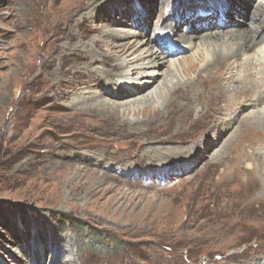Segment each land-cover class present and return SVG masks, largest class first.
Wrapping results in <instances>:
<instances>
[{
	"label": "rangeland",
	"instance_id": "rangeland-1",
	"mask_svg": "<svg viewBox=\"0 0 264 264\" xmlns=\"http://www.w3.org/2000/svg\"><path fill=\"white\" fill-rule=\"evenodd\" d=\"M38 1L0 0V264H247L254 263V259L262 262L264 166L252 154L255 145L250 147V141H256L264 132L252 124L239 127L234 140L221 154L223 157L211 159L225 147L228 135L247 110L242 112L245 116L240 114L230 125L233 128L223 138L214 140L211 147L201 150L191 161L183 153L170 156L167 161V157L163 159L156 153V149L165 147L195 146L219 118L223 96L241 108L245 96L261 85L255 82L253 89L244 90L237 84L236 91L235 86L228 87L226 80H222V85L219 82L214 86L213 92H217L206 109L199 110L198 106L199 113L192 110L184 116L180 112H166V92L150 104L151 111H143V96L139 94L126 97L127 100H114L127 102L114 115L99 109L84 112L75 108L80 103L72 105L82 97L73 92L85 91L84 84H91L95 73L75 77L73 84L65 81L67 87H59H66L62 96L58 95V87L53 90L49 67L43 58L62 39L51 37L47 41L45 36L55 26L60 33L67 21L59 14L58 18L48 14L46 6L39 15L35 8ZM240 1L216 0L224 10ZM183 3L184 0H76L78 9L84 8L74 18L80 13L86 15L84 29L88 35L110 27L115 34L126 35L120 43L130 41L134 34L154 40L160 36L154 31L158 13L180 17ZM53 6H62L65 13L72 1L58 0ZM218 10L216 19L222 23L226 18ZM201 11L209 14L213 10L199 11L204 14ZM231 19L233 23L220 32L233 27L241 31L247 28L246 19ZM165 29L168 38L163 40L168 43L171 39L167 48L175 52L156 71L163 72L174 63L166 69L173 82L194 80L196 73H185L180 64L203 55L208 57L213 47L197 38L189 46L185 41L179 42L178 38L200 31L192 32L184 21ZM260 55H264V46ZM245 56L253 59L259 54L247 50L237 59L241 58L243 63ZM82 60L81 66L90 63ZM203 64L199 62L197 71ZM133 66H141V61ZM226 68L225 65L222 72ZM261 73L263 70L258 71V76ZM156 76L153 86L163 79L161 74ZM92 88L95 86L89 89ZM208 111L211 116L206 114ZM202 123L204 127L199 126Z\"/></svg>",
	"mask_w": 264,
	"mask_h": 264
},
{
	"label": "bare ground",
	"instance_id": "bare-ground-1",
	"mask_svg": "<svg viewBox=\"0 0 264 264\" xmlns=\"http://www.w3.org/2000/svg\"><path fill=\"white\" fill-rule=\"evenodd\" d=\"M56 1L58 0H50L49 3H46L43 0H39L37 2V7H35L39 15L42 14L44 11L42 7L46 6L48 7V14L52 13V15L56 16V18H58V14H59L60 18H63L64 20L67 21L66 25L63 27L60 33L57 31V28H55L56 27L55 26L54 28L51 27V29H49L50 32H47L49 34H46L45 36V38H47V41L51 37L55 38L56 40L62 39L60 43H57L55 41L56 43L53 44L54 46L51 49L50 55H48V57L43 58L44 60L43 62L47 63V66L49 67V76L53 80L50 86L54 90V88L56 87L59 88L60 86H66L64 83L65 81L66 82L70 81L68 83L73 84L75 80L77 81V79L74 80L75 77L81 78L84 77L85 74L88 75L91 73H95L94 76L92 77L91 84L86 83L84 84V86L81 85L83 87H86L84 88L86 89L85 91L83 89L81 91L78 89L79 91L75 90V92H73L75 94H79V95L81 94L82 96L79 97L80 99L78 98V101H76L75 104L74 103L72 104L74 106L76 104L78 105L79 103L81 104L76 106L75 108L80 109L84 112L90 109H99L101 111L110 112L114 115L115 113H118L120 111L119 110L120 108H123L125 105H127L126 104L127 102L124 103L116 102L114 100L124 99V98L126 99V97H130V96L134 97L135 95L140 94L141 96H143L142 97L143 101L141 100V102H143L142 105H145L143 111L145 110V108H148L146 110L151 111L152 108L151 107H150L151 109L149 108L150 104L156 98L160 97L163 94V92H166L167 97L165 98V102H164L165 103L164 106H166L167 108L166 112H171V114L174 112H176V114L177 112H180L179 113L180 116H184L188 114L189 111L192 110H194L195 113L196 112L199 113V110L205 108L206 104L211 103L213 93L215 94V92H217L216 90L215 92H213L214 86L222 80L223 81L226 80L228 87L235 86V90L238 89L237 86L239 85H241V88H244V90L249 88L253 89L252 86L256 85L257 83V85L259 84L261 85V88H258L256 92L254 90V92H252L251 94L248 93V95L245 96L246 102L244 101L245 103L244 104L242 103L243 106L241 108L235 107L234 100H229L227 99V97L223 96V103L221 105V109H219L220 110L219 118H217L215 123L212 124V126H210L209 129H207L205 134L199 138V141H196L197 144L195 146L189 148L165 147L163 149H158V150L156 149V153L158 151L157 154H159V156H163L162 157L163 159L164 157L165 158L167 157L165 161H167V159L170 156L175 157V155H179V153H181L182 155L183 153V156L187 154L186 156H188L189 160L191 161L201 154V150H203L204 148L208 149L209 147H211V145L214 144V140L218 141L221 138H223L222 136H224L226 132H228L231 129V127L233 128V126L230 127V125L235 122V120L238 118V116H240V114H242V112H244V110L245 112L247 110L246 112L247 114H245L246 116L242 114L245 117L243 118V120L239 121L240 122L239 125L235 126L233 130L230 132L228 138L225 141V145H224L225 147L222 150L215 152L213 156H211V159H218V157H220L221 154L226 152V150L224 149L226 148L227 145H229V142L232 141L233 137L238 133L239 127L252 124V126L258 129H262L261 131L264 132V61H263L264 55H260V53L263 52V46H264V4L262 3V1L264 0H241L239 5L237 4L234 6L232 5L230 7H227L226 10H224L223 5L222 4L219 5V3L216 2V0H184L185 3H183V6L181 7L182 10L184 11V12L182 11V16L176 17L174 15L175 16V17L173 16L174 18H170L167 17L166 14L162 12L158 13L159 20L154 26L155 27L154 31L158 35H160L159 37H155L154 40H151V39L140 38L138 37L139 36L138 34H134L133 36H131L132 39L130 41L128 42L125 41L122 43L120 42L127 38L126 35H122V36L117 35L113 32V30L110 27L104 29H97L99 33H97L96 35L86 34L85 33L86 31L84 29V22L85 19L87 18L86 15L84 13H80V16L78 18H74V16L79 11H81L84 8V6L82 7L80 6L79 8L80 10H79L78 5L76 4V0H70L72 1V6L66 8L64 11L65 13H62L63 12L62 6L58 7V9L53 6V4ZM213 6L216 7L217 10ZM218 8L221 9L222 13L225 15L226 18V20H224L222 23L218 22L216 19V17L219 14ZM210 9L213 11L209 12V14H205L203 11L201 12H203L204 14L199 13L200 10L209 11ZM232 15L235 17L236 16L241 17L242 19H246L247 28L245 27L241 31V29L238 30L233 27L234 29L231 28L224 32L223 31L220 32V29H222V27H227L228 23H229L228 25L229 27L230 24L233 23L231 19V17H233ZM173 21L175 22L173 23ZM179 21L180 22L184 21L186 22L187 25L189 24V26H191V29L193 30L192 32H194V30H196L195 32H197L198 29L200 30L196 34L192 33L188 36H182L178 38L179 42L185 41L188 43L189 46L192 45L194 39L197 38V40H199L200 43L203 42V44H205V42H207V44L213 47L210 50V54L208 53L210 56L208 55L207 57V55L206 56L203 55L198 60H188L187 62L180 64L185 69V73L187 74L191 72L196 73L195 79L193 78L194 80H190L186 82H181L179 80H176L175 82L172 81L171 73L166 69L170 66H173L174 63H170L169 66H167L163 72H159V70L156 71V68L159 69L161 66H163V63L165 62L166 58L168 59V56L173 55L175 52L167 48V44L168 43L171 44V39H169L170 42L168 43H165L166 41L163 40L165 38H168V33H166L165 31L166 30L165 27L178 24ZM206 48H208V46ZM247 50L256 51L259 54V56L256 58L252 57L253 59H250L251 57L249 56H245V58L243 57L242 59L243 63H241L240 60L241 58L237 59V56L244 55ZM80 59H83L85 61L88 60L90 61V63L86 62L83 63L81 66L79 63ZM138 60L141 61V66H133L134 63ZM201 61L204 62L203 67H201V69L200 70L198 69L199 71H197L198 64ZM225 65L227 68L224 69V72H222L223 67ZM109 66L111 70L109 69ZM122 68H128V69L125 72H119L117 74L113 72L114 69H122ZM150 68H154L155 70H149ZM81 69H83V71ZM259 70H263V73H261L260 76H258ZM158 74H161L163 76V79L161 82L153 86L154 82H156L157 80L156 75ZM138 76H143L144 78L138 79ZM40 78L43 79V77ZM98 78L99 79L101 78L100 81L98 80ZM219 84H221V82ZM93 85L95 86V88L89 89L90 87H93ZM151 86H153V88ZM122 88L124 90H122ZM59 89L61 91L58 93L59 96L66 94L64 91H62L63 89L61 88ZM230 97L232 98V95ZM177 98L183 99L182 103L176 102ZM256 102H259V104H257ZM198 106L200 107V109L196 110V107ZM128 109L130 111V108ZM248 109H250L252 113H248L249 112ZM209 112L211 111H208V113L206 114L208 115ZM199 126L204 127L203 123L202 125L199 124ZM210 136L213 137L212 142L209 139ZM250 143H251L250 147L252 146V144L255 145L252 154L259 161H261V165L263 164L264 166V135L263 136L259 135L256 141L252 140L250 141ZM231 149L235 150V148H231ZM152 150L153 149H151V152L153 153ZM148 151L150 152V150ZM232 152L234 153V151ZM233 159L234 158L232 157V160ZM245 201L243 202L244 205H245ZM257 201L260 202L259 200ZM247 202H249L250 204V201ZM232 204L235 205V203ZM243 204H242V209L244 210ZM239 207H241V205ZM251 207L249 208L251 209ZM245 209H248V207H246ZM239 212H241L240 209ZM237 221H239V219ZM262 224L263 223H261V225ZM254 261H255L254 263L248 262L247 264H261V263L264 264V259L262 262L259 261L258 259H254Z\"/></svg>",
	"mask_w": 264,
	"mask_h": 264
},
{
	"label": "trees",
	"instance_id": "trees-1",
	"mask_svg": "<svg viewBox=\"0 0 264 264\" xmlns=\"http://www.w3.org/2000/svg\"><path fill=\"white\" fill-rule=\"evenodd\" d=\"M73 225L78 227V224H73ZM73 225H72V226H73ZM74 226H73V227H74Z\"/></svg>",
	"mask_w": 264,
	"mask_h": 264
}]
</instances>
